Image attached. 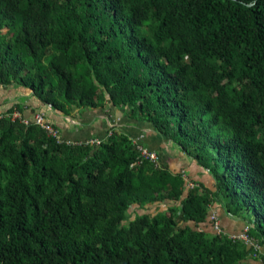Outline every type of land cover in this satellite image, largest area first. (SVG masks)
I'll return each instance as SVG.
<instances>
[{
	"label": "trees",
	"instance_id": "1",
	"mask_svg": "<svg viewBox=\"0 0 264 264\" xmlns=\"http://www.w3.org/2000/svg\"><path fill=\"white\" fill-rule=\"evenodd\" d=\"M0 85L64 114L107 96L214 179L0 109V264H264V0H0Z\"/></svg>",
	"mask_w": 264,
	"mask_h": 264
},
{
	"label": "crops",
	"instance_id": "2",
	"mask_svg": "<svg viewBox=\"0 0 264 264\" xmlns=\"http://www.w3.org/2000/svg\"><path fill=\"white\" fill-rule=\"evenodd\" d=\"M16 105L20 108L22 116L27 119H31L38 111L42 112L45 120L58 129L60 137L64 140L84 141L102 137L111 126H118L130 137H135L149 149L156 151L161 163L167 165L172 171H181L188 180L193 179L210 188L214 187L213 176L196 160L179 150L149 124L127 118L120 109L111 105V100L107 96L105 105L102 107L75 108L69 114H64L41 102L27 87L0 85V109ZM216 206L213 204L211 210L217 212L225 230L238 231L245 227L247 222L244 219L236 215H228L220 206Z\"/></svg>",
	"mask_w": 264,
	"mask_h": 264
},
{
	"label": "built area",
	"instance_id": "3",
	"mask_svg": "<svg viewBox=\"0 0 264 264\" xmlns=\"http://www.w3.org/2000/svg\"><path fill=\"white\" fill-rule=\"evenodd\" d=\"M1 115V113H0ZM10 116L11 119H15V118H19L20 120L26 122L27 119L21 117V114L19 111L17 110H14L12 111L10 114H8ZM33 121L40 125L48 135L56 138L57 141H62L63 139H61L60 137V134H59V131L56 127H54L53 125H51L49 122H47L44 118V114L42 112H37L34 114L33 116ZM100 139L94 137V138H91L89 140L90 143H96V144H99L100 143ZM66 142H77V141H69V140H66ZM139 149L141 150L143 156L145 157H149L151 160L153 161H156L157 160V153H155L154 151H148L146 148H143L141 145H139ZM190 185H193L192 183H190ZM215 216L212 215L211 218H214ZM217 218V217H216ZM214 226L215 228L219 229V221L218 219H216L215 223H214ZM233 236H239V235H233ZM241 237V236H239Z\"/></svg>",
	"mask_w": 264,
	"mask_h": 264
},
{
	"label": "rangeland",
	"instance_id": "4",
	"mask_svg": "<svg viewBox=\"0 0 264 264\" xmlns=\"http://www.w3.org/2000/svg\"><path fill=\"white\" fill-rule=\"evenodd\" d=\"M207 171V170H206ZM208 172V171H207ZM190 183H191V181H189ZM211 183H213V181L211 182ZM210 183V184H211ZM215 205H217V206H219L218 204H215ZM168 205L165 203V202H155L154 204H147L146 205V208L145 209H143V208H139L138 209V211L139 212H157V211H159V210H163V209H165L166 207H167ZM216 206V207H217ZM219 208V207H218ZM135 210V207H133L132 206V208H131V211L133 212ZM214 214H217V212L216 211H214ZM212 217V215L210 216V218ZM218 219H220V218H218ZM220 222H221V220H220ZM222 224V223H221ZM224 224V223H223ZM225 225V224H224ZM209 227H211V228H213V226H211V222H210V224L208 225ZM218 227H220V226H218ZM245 227L247 228V225L245 224ZM215 228V227H214ZM245 228V229H246ZM213 230V229H212ZM231 232V235H239V236H241V237H243L244 239L246 238V234L244 233V232H242V231H230Z\"/></svg>",
	"mask_w": 264,
	"mask_h": 264
}]
</instances>
